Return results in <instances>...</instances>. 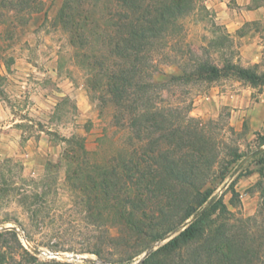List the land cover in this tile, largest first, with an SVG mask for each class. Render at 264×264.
I'll list each match as a JSON object with an SVG mask.
<instances>
[{
    "label": "rangeland",
    "instance_id": "1",
    "mask_svg": "<svg viewBox=\"0 0 264 264\" xmlns=\"http://www.w3.org/2000/svg\"><path fill=\"white\" fill-rule=\"evenodd\" d=\"M61 3L37 0L36 10L24 11L0 6V264H91L75 256L132 264L176 232L128 259L122 244L103 241L105 228H118L115 219L78 202L85 178H97L104 169L120 170V157L141 150L145 141L125 121L113 119L100 62L107 50L96 40L86 48L69 42L68 32L56 22ZM262 5L264 0H194V10L179 20L182 27L167 37L166 45L152 46L151 80L180 76L195 61L264 72V54L258 65L247 63L238 37L264 30V22L246 21L233 33L225 26L228 19ZM224 78L249 84L231 73L215 80L176 81L154 88L153 104L173 109L174 121L189 111L205 126L208 147L216 153V173L206 175L204 184L216 187L212 198H220L230 211L212 217L246 228L257 254L253 264H264V150L248 156L264 146L263 138L237 130L228 107L214 106L213 88ZM202 102L210 109L206 113H200ZM159 134L154 131L152 137ZM246 218L251 220L243 226ZM8 226H14L16 238ZM95 245L100 255L85 249Z\"/></svg>",
    "mask_w": 264,
    "mask_h": 264
},
{
    "label": "trees",
    "instance_id": "2",
    "mask_svg": "<svg viewBox=\"0 0 264 264\" xmlns=\"http://www.w3.org/2000/svg\"><path fill=\"white\" fill-rule=\"evenodd\" d=\"M13 2L10 6L1 0L0 6L37 9V0ZM193 10L194 0H62L56 22L68 32L69 42L86 48L96 40L107 50V58L100 62L113 119L117 124L125 121L132 134L145 141L141 150L120 157V170L104 169L97 178H85L78 187L82 193L78 202L87 210H98L100 216L105 210L104 216L115 219L118 228H105L103 241L114 247L122 244L130 253L128 259L176 232L139 264H253L257 254L249 244L248 230L212 217L230 211L220 198H212L216 187L204 184L206 175L216 173V153L208 147L205 126L189 111L174 121L173 109L153 104L154 88L181 80H215L231 73L252 86H264V72L256 73L255 66L218 67L200 61L180 76L160 83L151 80L152 46L166 45L167 37L182 27L179 20ZM154 131L160 133L155 139ZM77 152L72 154L78 157ZM7 232L16 238L13 229ZM85 249L101 252L98 245Z\"/></svg>",
    "mask_w": 264,
    "mask_h": 264
},
{
    "label": "crops",
    "instance_id": "3",
    "mask_svg": "<svg viewBox=\"0 0 264 264\" xmlns=\"http://www.w3.org/2000/svg\"><path fill=\"white\" fill-rule=\"evenodd\" d=\"M246 21L263 23L264 6H258L238 14L236 18L226 21V28L229 33L235 32ZM242 40L241 54L243 59L249 60L247 63L258 65L261 56L264 54V30L256 29L253 34L238 35ZM212 91L214 106H227L229 109V119L231 125L237 130L244 129L250 134L264 137V87H256L244 84L240 80L224 78ZM213 106V107H214ZM199 107H203L200 113H206L210 109L206 103L202 102ZM211 107V109H213Z\"/></svg>",
    "mask_w": 264,
    "mask_h": 264
},
{
    "label": "water",
    "instance_id": "4",
    "mask_svg": "<svg viewBox=\"0 0 264 264\" xmlns=\"http://www.w3.org/2000/svg\"><path fill=\"white\" fill-rule=\"evenodd\" d=\"M263 150H264V146H261V147L255 149V150H253L252 152H250V153L248 154V156L250 157V156L256 155V154L262 152ZM209 204H210V203L208 202V203H207V204H206L201 210H199V211L193 216V218H195L198 214L202 213V212H203V211L209 206ZM7 228L12 229V228H14V226H8ZM164 239H166V237L163 238L160 242H158V243L156 244V246L160 245L161 242L164 241ZM153 249H155V246H153L151 249L145 251L144 254H143L139 259H137L134 263H132V264H139V263H140L145 257L148 256V254H149ZM71 257H72V256H71ZM75 258L80 259V260H82V261L89 262V263H91V264H114V263H112V262H106V261H102V260H99V259L88 258L87 256H75Z\"/></svg>",
    "mask_w": 264,
    "mask_h": 264
}]
</instances>
